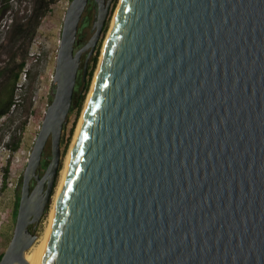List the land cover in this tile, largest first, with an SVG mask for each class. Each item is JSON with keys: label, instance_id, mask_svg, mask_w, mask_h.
Listing matches in <instances>:
<instances>
[{"label": "water", "instance_id": "water-1", "mask_svg": "<svg viewBox=\"0 0 264 264\" xmlns=\"http://www.w3.org/2000/svg\"><path fill=\"white\" fill-rule=\"evenodd\" d=\"M90 1L67 10L0 264H30L51 205L81 57L114 3L94 0L76 52ZM39 264H264V0H121Z\"/></svg>", "mask_w": 264, "mask_h": 264}, {"label": "rangeland", "instance_id": "rangeland-1", "mask_svg": "<svg viewBox=\"0 0 264 264\" xmlns=\"http://www.w3.org/2000/svg\"><path fill=\"white\" fill-rule=\"evenodd\" d=\"M71 2L72 0H60L42 22L29 49L26 68L18 84L16 105L13 107L11 114L0 121V188L3 184L4 171L10 162L8 187L0 194V254L6 251L12 239L17 207L21 195L23 174L27 167L34 143L41 130L48 107L52 103L53 81L61 44L63 23ZM120 2L121 0H114L105 30L96 50L95 58L98 61L96 64L94 62L91 63L90 76L87 82L85 84L82 83L80 86L79 93L84 97L82 109L77 112L75 110L77 107H75L74 113H70L68 117V125L64 131L62 140L61 171L56 181L54 196L59 187L61 172L65 167L66 159L69 156L87 100L89 99L93 83L95 82L105 43L110 34ZM96 13L97 9H95L94 0H91L80 24L78 35L79 43L86 42L92 37ZM4 25L5 23L0 31V61L6 57L2 55L3 52L1 50V42L6 34ZM4 52L6 51L4 50ZM26 73L28 74L27 78L24 75ZM18 139L21 140L20 149L17 153L12 154L10 151L11 145ZM51 155L52 145L50 140L43 159L42 175L50 163ZM54 196L47 213L40 224L36 226V233L39 235V239L47 231L54 207Z\"/></svg>", "mask_w": 264, "mask_h": 264}, {"label": "trees", "instance_id": "trees-1", "mask_svg": "<svg viewBox=\"0 0 264 264\" xmlns=\"http://www.w3.org/2000/svg\"><path fill=\"white\" fill-rule=\"evenodd\" d=\"M60 0H0V31L5 23L6 34L1 42L2 55L5 59L0 64V121L11 114L16 105V92L21 76L26 68L29 49L37 32ZM6 48V49H5ZM4 50L6 52H4ZM98 61L95 58L94 64ZM25 78L28 74H24ZM84 97L78 102L77 112L82 109ZM72 109V114L75 111ZM21 140L11 145V153L19 151ZM10 178V162L3 174L0 194L8 187ZM4 253L0 254V261Z\"/></svg>", "mask_w": 264, "mask_h": 264}, {"label": "bare ground", "instance_id": "bare-ground-1", "mask_svg": "<svg viewBox=\"0 0 264 264\" xmlns=\"http://www.w3.org/2000/svg\"><path fill=\"white\" fill-rule=\"evenodd\" d=\"M118 9H117V12H118ZM115 17H116V15H115ZM113 25H114V21H113ZM113 25H112V27H113ZM111 30H112V28H111ZM108 38H109V36H108ZM108 38H107V40H108ZM107 40H106V42H107ZM94 83H93L92 90L94 89ZM92 90H91V92H92ZM87 104H88V100H87ZM87 104H86V107H87ZM86 107H85V110L83 112L82 118L80 120L78 129H77V133H76V136H75V140H74L73 145L71 147L69 156L66 159L65 167H64V169L61 172L59 187L57 188L56 195L54 196L55 198H54L53 210H54V208H55V206H56V204L58 202V199H59V196H60V193H61V189H62V185H63L64 179H65L66 171H67V168H68L69 163H70L71 155H72V152H73V148H74V145H75V142H76L77 135L79 133V129H80L81 124L83 122V117H84V114H85V111H86ZM52 217H53V211H52L51 219H50V222H49V225H48V228H47V231H46L45 235L41 239H39L37 241V243L27 253V260H28V262L30 264H39L40 259L42 258V256L45 253L46 245H47V238H48V234H49V230H50V226H51V222H52Z\"/></svg>", "mask_w": 264, "mask_h": 264}, {"label": "flooded vegetation", "instance_id": "flooded-vegetation-1", "mask_svg": "<svg viewBox=\"0 0 264 264\" xmlns=\"http://www.w3.org/2000/svg\"><path fill=\"white\" fill-rule=\"evenodd\" d=\"M95 9H96V7H95ZM78 35H79V33H78ZM88 41L83 42V43H79V41H77L76 52H78L80 49H82ZM95 55H96V53L94 54V56H92L89 59V52H85L81 57V65H80V69L78 72V78H77V83H76V88H75V93H74L73 109L78 106V102L82 98L81 94L79 93V89H80V86L82 85V83L85 84L87 82L89 76H90V73H91V66L90 65H91V63H93L95 61ZM86 67H87V73H86V77H85Z\"/></svg>", "mask_w": 264, "mask_h": 264}]
</instances>
